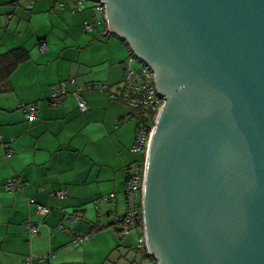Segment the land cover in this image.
<instances>
[{
  "label": "water",
  "instance_id": "95a60500",
  "mask_svg": "<svg viewBox=\"0 0 264 264\" xmlns=\"http://www.w3.org/2000/svg\"><path fill=\"white\" fill-rule=\"evenodd\" d=\"M164 99L143 218L157 264H264V0H87Z\"/></svg>",
  "mask_w": 264,
  "mask_h": 264
},
{
  "label": "crops",
  "instance_id": "0c3cea01",
  "mask_svg": "<svg viewBox=\"0 0 264 264\" xmlns=\"http://www.w3.org/2000/svg\"><path fill=\"white\" fill-rule=\"evenodd\" d=\"M107 31L91 1L75 11L68 0H0V56L21 47L30 53L0 91V264H25L28 257L31 264H157L137 250V234L123 238L112 223L113 213L126 211L127 167L141 156L132 151L137 118L117 97L130 50ZM72 79L87 112L74 84L51 101L53 86ZM99 83L106 88H91ZM21 104H36L38 117L28 118ZM9 180L23 185L7 189ZM111 193L112 201L96 203ZM31 199L50 212L37 213ZM73 233L84 241L74 245Z\"/></svg>",
  "mask_w": 264,
  "mask_h": 264
},
{
  "label": "built area",
  "instance_id": "2783aa9c",
  "mask_svg": "<svg viewBox=\"0 0 264 264\" xmlns=\"http://www.w3.org/2000/svg\"><path fill=\"white\" fill-rule=\"evenodd\" d=\"M68 1L73 5L75 11H80L83 4L87 0ZM94 8L103 16L105 15L104 5L101 3H94ZM84 27L87 31H89L92 30L93 24L86 21L84 23ZM39 49L42 52L47 51L48 44L42 41ZM137 62L139 63V66H136ZM123 68V85L117 97L129 108L132 116L136 117L138 120L132 151L137 154H141V158L131 162L127 167V177L124 191L126 211L123 214L113 213L112 223L120 226V234L123 238L130 235L135 230L137 234V250L149 254L143 218V187L150 140L156 117L164 103V99L158 93L153 71L145 64L140 63L132 53H129L128 57L124 60ZM68 84L76 85V80L72 79L53 86L51 93V101L53 103H58L70 92ZM91 88L105 89L106 85L99 83L94 84ZM72 93L78 100L80 110L82 112H87L89 107L86 100L82 97L81 88L76 85ZM20 107L24 109L28 118L35 119L38 117L36 104H21ZM4 147L6 155L11 156L13 153L12 150L8 148V145H4ZM22 185L23 183H19L18 181L9 180L6 183V188L15 189L16 186L20 187ZM65 195L66 191L64 190H59L56 193L58 198H63ZM114 198L115 194L111 193L104 196L101 200H97L96 203L99 205L102 201H112ZM29 203L30 205L34 204L36 206V212L39 214L46 215L50 212L49 208L37 203L35 199L29 200ZM98 224L103 225V222L99 221ZM27 228L31 233L38 232V228L33 224H29ZM59 228L64 230L63 225H59ZM73 237L74 239L72 243L74 245L81 244L85 239V237L81 234L73 233ZM47 257V255L41 256L42 259ZM25 264H31V257L27 258Z\"/></svg>",
  "mask_w": 264,
  "mask_h": 264
},
{
  "label": "trees",
  "instance_id": "16d2710c",
  "mask_svg": "<svg viewBox=\"0 0 264 264\" xmlns=\"http://www.w3.org/2000/svg\"><path fill=\"white\" fill-rule=\"evenodd\" d=\"M29 57H30L29 51L22 47L11 50L0 56V91H5L8 89V80L10 75L19 66V64L28 60ZM137 124H138V120H137ZM144 254L149 255L147 253Z\"/></svg>",
  "mask_w": 264,
  "mask_h": 264
},
{
  "label": "rangeland",
  "instance_id": "374dc122",
  "mask_svg": "<svg viewBox=\"0 0 264 264\" xmlns=\"http://www.w3.org/2000/svg\"><path fill=\"white\" fill-rule=\"evenodd\" d=\"M32 4H34V2H31ZM22 5H23V7L26 5V3L25 2H23L22 3ZM28 13H30L31 14V10H28L27 11ZM106 23V22H105ZM109 35H113V34H111V33H109ZM113 36H115V35H113ZM116 37V36H115ZM118 38V37H117ZM136 66H139V63L137 62L136 63ZM140 156H141V154H139ZM134 235H136V231L134 230L133 232H132V236H134ZM136 242V239H134V243Z\"/></svg>",
  "mask_w": 264,
  "mask_h": 264
}]
</instances>
